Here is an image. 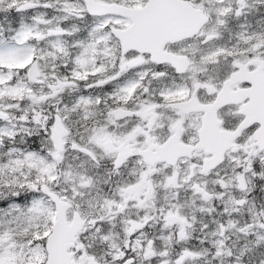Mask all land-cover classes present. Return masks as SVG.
I'll use <instances>...</instances> for the list:
<instances>
[{"label":"snow or ice","instance_id":"6c2138e0","mask_svg":"<svg viewBox=\"0 0 264 264\" xmlns=\"http://www.w3.org/2000/svg\"><path fill=\"white\" fill-rule=\"evenodd\" d=\"M0 264H264V0H0Z\"/></svg>","mask_w":264,"mask_h":264}]
</instances>
